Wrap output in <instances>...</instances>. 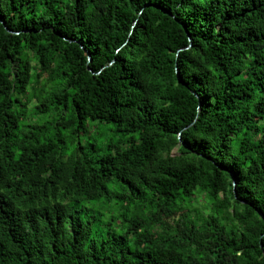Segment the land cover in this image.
<instances>
[{"label":"trees","instance_id":"obj_1","mask_svg":"<svg viewBox=\"0 0 264 264\" xmlns=\"http://www.w3.org/2000/svg\"><path fill=\"white\" fill-rule=\"evenodd\" d=\"M0 264H264V0H0Z\"/></svg>","mask_w":264,"mask_h":264},{"label":"rangeland","instance_id":"obj_2","mask_svg":"<svg viewBox=\"0 0 264 264\" xmlns=\"http://www.w3.org/2000/svg\"><path fill=\"white\" fill-rule=\"evenodd\" d=\"M91 127H89L90 133L88 134V136L83 138L84 144L87 142V138L91 137L96 141V145L102 149V147H105L108 143H118L119 141L124 139L121 134L115 131V126L112 124H99L98 126L96 124H91ZM195 207L199 212L207 213V209L205 208H208V204L205 203V199H201Z\"/></svg>","mask_w":264,"mask_h":264},{"label":"water","instance_id":"obj_3","mask_svg":"<svg viewBox=\"0 0 264 264\" xmlns=\"http://www.w3.org/2000/svg\"><path fill=\"white\" fill-rule=\"evenodd\" d=\"M89 58H90V56H89ZM178 78L181 81V78H180V75H179V71H178ZM234 185H235V181H234Z\"/></svg>","mask_w":264,"mask_h":264}]
</instances>
